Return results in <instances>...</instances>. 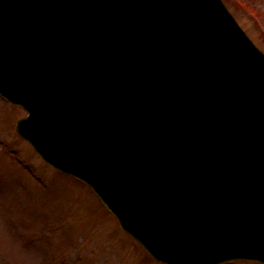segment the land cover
Masks as SVG:
<instances>
[{
	"label": "water",
	"instance_id": "obj_1",
	"mask_svg": "<svg viewBox=\"0 0 264 264\" xmlns=\"http://www.w3.org/2000/svg\"><path fill=\"white\" fill-rule=\"evenodd\" d=\"M184 20L192 21L189 29ZM232 25L220 0H0V91L36 109L20 121L21 133L47 160L89 182L126 230L168 264L264 260V56L241 44L238 56ZM97 28L110 32L109 42L91 41ZM175 41L190 52L188 63L176 62L179 68L167 53ZM63 60L81 69L60 66ZM56 69L80 72L66 82L84 94L78 110L51 107V96L63 97L52 87ZM215 70L230 72L234 85L224 81L226 87L237 89L204 85ZM65 120L81 130L77 138L66 126L59 138L46 134ZM150 121L184 158L166 164L160 154L143 153L139 131ZM103 148L115 155H96L106 154ZM160 199L162 207L154 205ZM202 208L210 224L206 239L190 233L186 220Z\"/></svg>",
	"mask_w": 264,
	"mask_h": 264
},
{
	"label": "rangeland",
	"instance_id": "obj_2",
	"mask_svg": "<svg viewBox=\"0 0 264 264\" xmlns=\"http://www.w3.org/2000/svg\"><path fill=\"white\" fill-rule=\"evenodd\" d=\"M225 1L264 51V0ZM245 2L257 11V17ZM25 115L23 109L0 97V264H54V256H59V264H154L88 187L46 164L19 137L14 123ZM9 151L19 154L41 178H33ZM44 225L50 228L45 230ZM43 232L47 233L42 236ZM19 234H29L39 242L26 248Z\"/></svg>",
	"mask_w": 264,
	"mask_h": 264
},
{
	"label": "bare ground",
	"instance_id": "obj_3",
	"mask_svg": "<svg viewBox=\"0 0 264 264\" xmlns=\"http://www.w3.org/2000/svg\"><path fill=\"white\" fill-rule=\"evenodd\" d=\"M167 3H175L177 2L178 0H165ZM170 9V8H169ZM164 10H168L167 8L164 7ZM195 13H197V11H195ZM89 16H91V13H89ZM199 16L200 17H204L205 16V11L203 10H199ZM100 21L104 22L106 25H111V22L107 20L106 18V15H101L100 17ZM114 21H118V18H115ZM184 22H189V20H184ZM192 22V21H190ZM190 22L189 24L185 27L186 29H189L190 27ZM114 25H116L115 23L112 24V28L114 27ZM94 26V25H93ZM93 26L90 27L93 28ZM95 28V26H94ZM189 31V30H187ZM84 33H89V29L88 30H85ZM109 33L110 32H102L99 30V28H97V30H95L94 32V35H95V38H91V41L94 42H101V43H107L110 41V36H109ZM146 34V33H145ZM150 34V33H149ZM74 40H77L76 38H73ZM73 39H68L67 40V37L66 35H64V41H71ZM100 39V40H99ZM66 41V42H67ZM100 44L94 46V48H100ZM186 45L185 44H180V46L178 47V52L175 53V54H172L171 51L170 52H167L168 53V56H169V60L171 61L170 63L173 65V67H178L177 63H179L180 65L184 64V63H188L189 62V56H190V52L189 50L185 47ZM114 47V43L111 42L107 48L110 49V51L113 49ZM170 48H173V47H170ZM160 51V50H159ZM161 52V51H160ZM166 52V51H165ZM153 53H154V58L152 61V63H154L153 61L156 59L157 55H158V51L157 50H153ZM52 52H47L45 55L48 56V60L51 56ZM60 55V54H59ZM172 55L174 57H172ZM37 56H41V55H36ZM99 58V56H97ZM60 59H61V56H60ZM62 60V59H61ZM194 60V58H193ZM67 63L68 66H70L71 64H75V66L78 68V69H81L79 64L78 63H75L73 62L72 60L68 61V60H63L62 62L59 63L60 66H63L64 63ZM177 62V63H176ZM49 67V65H47ZM58 72L56 73V76L53 77V78H58V82H57V85L55 86H52V87H55L58 89V93L60 95H62V99H59L57 98L56 96H51V100L53 101V104L51 105V107H53V109L55 107H58L57 109H54L55 111H58V110H61L63 109V106H67V105H70L69 109L71 110V105L72 106V109L74 110H78V103L77 101L80 100V97L82 98L84 96V94H82L83 92L80 91V89L78 87H75V85L73 86H68V84H66V82H69L71 84V81H70V78L72 77H76L77 80L79 79V76H80V72H78V76L76 75L75 72H72L71 74L67 75L66 73L56 69ZM238 70L240 71L241 69L238 68ZM219 70H215V75H214V78L210 75L208 77V80H205L206 78V74L203 73L201 76H202V80L199 81L200 83H203V81L205 80V83L204 85H206L207 87L213 89L216 87V89H220V86L222 88V90H227V91H233V90H236L237 88L235 86H231V87H226V83L224 81H227V83L230 85V84H233V82L231 81V73L230 72H226V71H223V72H218ZM220 73V74H218ZM218 76H220V79L218 78ZM184 77H182L180 80L181 81H184L183 80ZM76 80V81H77ZM145 80V78H144ZM149 82H151L150 80H148ZM220 84V86L218 84ZM13 84H17L16 82H14ZM156 91H161L162 94L164 92V89L153 83ZM234 85V84H233ZM178 86V82H176V84L172 85L171 83H169L167 85V90H171V88H176ZM146 88H150V84L147 83L146 85ZM207 91L209 92V89H207ZM161 94V95H162ZM197 94V92H196ZM115 96L117 98H121V96H119V94L115 93ZM162 100H166L168 102V97H165V96H162ZM102 102V101H101ZM107 105V104H106ZM105 105V106H106ZM131 108L133 109V111H135L134 109V106L131 105ZM52 109V110H53ZM238 109V108H237ZM98 112V110H97ZM99 112H102V110L100 109ZM134 113V112H133ZM84 114H88V113H84ZM131 117V116H130ZM153 121H150L147 128H145L144 130H142L141 132L139 131L140 134V139L143 141L142 144H143V153H149V152H155L156 154H160V159L163 160L164 157V161L166 164H169L171 163L172 160H175V159H178V158H184L183 154L179 151V148L177 146H172V142H171V139L170 138H167L166 136H164L162 134L163 130L159 127H156L152 124ZM67 123H71L70 121L68 120H65V121H59L57 123V128L53 129L52 126H50L47 131H46V134L48 136H53L55 138H59L60 134H58V132H61L60 130H62ZM123 125H127L125 123H121ZM128 127V126H127ZM129 128V127H128ZM66 130L68 131V135L69 136H72L73 138H77L80 133H81V130L78 128V127H73V126H66ZM109 130H110V127H109ZM138 130V128H137ZM101 132H105L104 130H102ZM108 132V131H106ZM161 135V138H159V136ZM97 136H101L100 134L97 135ZM100 138V137H99ZM102 140V136H101V139H95V142L96 143H100ZM93 145V143L89 144V146ZM104 147H106V145L104 144L103 145ZM125 150H129V149H126ZM103 151L106 153V154H103L101 153L100 151L98 152L97 150H95V153H97L96 155H105V156H108V157H111L113 155H115V152H109V150L107 148H103ZM154 154V153H152ZM166 174V173H165ZM200 184V183H199ZM202 185H207L205 183H201ZM121 191L122 193L125 194V197L128 195V188L125 187V186H122L121 187ZM146 191V190H145ZM138 192V190H137ZM130 194V193H129ZM164 203V200L163 199H160V200H157L155 202L154 205H160L162 207ZM169 204V203H168ZM158 206V207H160ZM208 209H205V208H202L201 209V214L199 215L198 218H195V217H190L188 216L186 213H179V216L180 217H185V216H188L189 218H186L187 221L190 222V224L188 225L189 226V232L192 233V234H197L199 236H203V239H206V237L210 236L208 234V231L210 230V224H208V221L206 220V218L204 217L207 213ZM158 225V224H157Z\"/></svg>",
	"mask_w": 264,
	"mask_h": 264
}]
</instances>
